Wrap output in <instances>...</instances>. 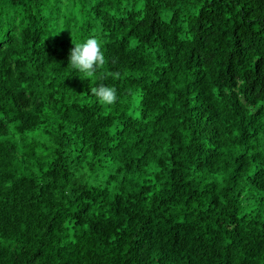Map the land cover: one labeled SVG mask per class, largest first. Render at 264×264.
<instances>
[{"label": "trees", "instance_id": "16d2710c", "mask_svg": "<svg viewBox=\"0 0 264 264\" xmlns=\"http://www.w3.org/2000/svg\"><path fill=\"white\" fill-rule=\"evenodd\" d=\"M0 264H264V0H0Z\"/></svg>", "mask_w": 264, "mask_h": 264}, {"label": "clouds", "instance_id": "9594fccd", "mask_svg": "<svg viewBox=\"0 0 264 264\" xmlns=\"http://www.w3.org/2000/svg\"><path fill=\"white\" fill-rule=\"evenodd\" d=\"M74 47L69 52V64L71 68L79 71L87 78H92L97 71L106 63V57L102 51L101 42L95 38H89L83 43L73 44ZM113 79H119L120 73H111ZM91 93L97 100L105 105L111 106L117 102V90L114 87L100 85L93 87Z\"/></svg>", "mask_w": 264, "mask_h": 264}]
</instances>
